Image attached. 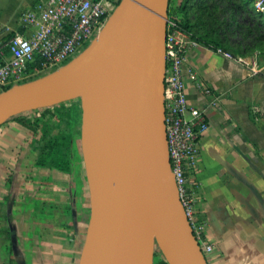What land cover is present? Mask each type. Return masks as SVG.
I'll return each mask as SVG.
<instances>
[{
  "label": "water",
  "instance_id": "95a60500",
  "mask_svg": "<svg viewBox=\"0 0 264 264\" xmlns=\"http://www.w3.org/2000/svg\"><path fill=\"white\" fill-rule=\"evenodd\" d=\"M170 0H120L57 69L0 93V126L78 100L89 216L77 264H208L180 201L164 123Z\"/></svg>",
  "mask_w": 264,
  "mask_h": 264
},
{
  "label": "crops",
  "instance_id": "0c3cea01",
  "mask_svg": "<svg viewBox=\"0 0 264 264\" xmlns=\"http://www.w3.org/2000/svg\"><path fill=\"white\" fill-rule=\"evenodd\" d=\"M45 1L0 0V41L32 31L21 23L22 13ZM207 2L220 9L228 6L225 0ZM231 41L237 48L238 36L232 35ZM258 62L260 71L249 76L246 68L218 49L198 43L185 54L188 103L202 110L207 122L186 176L195 217L212 246L205 255L208 264H264L263 55H258ZM17 128L22 129L14 121L0 126V225L11 230L10 240L0 236V264H77L88 221L86 180L79 165L77 178L50 173L49 178L64 177L68 183L61 212L66 218L61 219L36 196L40 186L30 185L32 174L23 170L20 154L27 140ZM21 140V145L13 144Z\"/></svg>",
  "mask_w": 264,
  "mask_h": 264
},
{
  "label": "built area",
  "instance_id": "2783aa9c",
  "mask_svg": "<svg viewBox=\"0 0 264 264\" xmlns=\"http://www.w3.org/2000/svg\"><path fill=\"white\" fill-rule=\"evenodd\" d=\"M120 0H46L25 10L21 23L32 29L0 41V93L24 80L45 75L80 53L102 28ZM255 12L264 15V0H251ZM168 17L165 41L164 123L170 166L178 195L193 234L203 252L212 246L204 237L203 223L196 219L194 197L187 185V166L198 155V135L207 128L202 110L190 107L183 77L188 48L197 45ZM249 76L260 71L257 53L231 55ZM264 56V54H263Z\"/></svg>",
  "mask_w": 264,
  "mask_h": 264
},
{
  "label": "trees",
  "instance_id": "16d2710c",
  "mask_svg": "<svg viewBox=\"0 0 264 264\" xmlns=\"http://www.w3.org/2000/svg\"><path fill=\"white\" fill-rule=\"evenodd\" d=\"M227 8L207 0H179L168 17L173 19L180 30L196 42L212 48L229 52L231 55L264 54V15L254 11L251 0H225ZM224 13H227L225 16ZM238 36L237 48L230 45L231 36ZM11 36V35H9ZM34 76L25 81L39 77ZM10 87V86H9ZM7 87V89L9 88ZM78 102V101H77ZM79 103V102H78ZM66 103L20 114L8 121H14L26 131L31 132L30 144H43L38 152L35 166L64 176L77 178L79 131L74 124L72 104L67 114V125L56 136H51L55 121L62 118L59 111ZM60 112V113H59ZM7 121V122H8ZM77 130V131H76ZM78 150V151H77ZM80 185V184H79ZM11 230L0 225V236L10 240ZM157 264H167L161 258Z\"/></svg>",
  "mask_w": 264,
  "mask_h": 264
},
{
  "label": "rangeland",
  "instance_id": "374dc122",
  "mask_svg": "<svg viewBox=\"0 0 264 264\" xmlns=\"http://www.w3.org/2000/svg\"><path fill=\"white\" fill-rule=\"evenodd\" d=\"M177 0H170L168 10L171 11L174 6L177 5ZM227 8V6H225ZM223 10V9H222ZM226 16L227 13H224ZM78 100H70L66 103L64 108H61L59 111L60 114H62V118L58 117V120L55 121V129L53 130V133L51 136H56L61 129H63L67 125V114L70 109L69 104H72V115L74 119V124L76 129L80 132V124H81V109H80V103L77 102ZM29 113V112H28ZM30 114V113H29ZM23 129V128H22ZM21 128H17L16 130L22 132L23 137L27 140V146H23L20 150L21 154V159H23V170L26 172L31 173L32 179L30 180V185L32 187H39L40 189L35 193L36 196H38L44 203L50 204L54 210L59 212V216L64 219V215H61V212L65 209L66 207V199H67V190L66 188L68 187L67 181L64 179V177L59 178H49L50 176V171H47L44 168H38L35 166V161L38 156V152L42 149L43 144H30L31 141V132L26 131L25 129L22 130ZM76 130V131H77ZM80 136V135H79ZM23 140V139H22ZM18 144L17 142H14L13 144L21 145L23 141ZM80 143L77 141V146L76 148H79ZM12 150L17 152V148L15 145H13ZM78 151V150H77ZM25 160V162H24ZM78 164H79V171L80 175L83 180H85V174H84V168L83 164L81 161V152L80 150L78 151V156H77ZM59 179V180H57ZM42 203V202H41ZM46 207V206H45ZM89 211H85V217H88ZM66 218V217H65ZM207 255V254H205ZM162 258L161 253L156 250L155 255H154V260L153 263L157 264V262Z\"/></svg>",
  "mask_w": 264,
  "mask_h": 264
}]
</instances>
